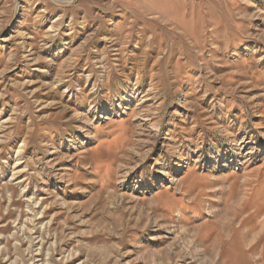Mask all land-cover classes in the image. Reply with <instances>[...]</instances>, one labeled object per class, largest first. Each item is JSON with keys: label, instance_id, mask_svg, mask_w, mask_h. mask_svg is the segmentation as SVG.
Returning a JSON list of instances; mask_svg holds the SVG:
<instances>
[{"label": "rangeland", "instance_id": "374dc122", "mask_svg": "<svg viewBox=\"0 0 264 264\" xmlns=\"http://www.w3.org/2000/svg\"><path fill=\"white\" fill-rule=\"evenodd\" d=\"M0 264H264V0H0Z\"/></svg>", "mask_w": 264, "mask_h": 264}]
</instances>
